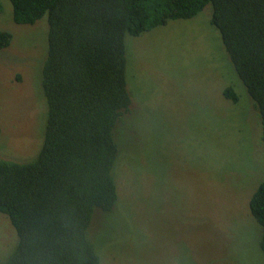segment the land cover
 <instances>
[{
    "label": "rangeland",
    "instance_id": "374dc122",
    "mask_svg": "<svg viewBox=\"0 0 264 264\" xmlns=\"http://www.w3.org/2000/svg\"><path fill=\"white\" fill-rule=\"evenodd\" d=\"M1 5L0 29L14 38L0 49V155L26 158L45 133L40 59L49 22L45 15L17 25L10 0ZM212 14L209 4L194 18L126 38L134 97L117 131L128 150L119 200L94 225L102 264H264L263 228L249 206L264 181L262 127ZM231 85L237 104L223 94ZM15 243L0 214V261Z\"/></svg>",
    "mask_w": 264,
    "mask_h": 264
},
{
    "label": "trees",
    "instance_id": "16d2710c",
    "mask_svg": "<svg viewBox=\"0 0 264 264\" xmlns=\"http://www.w3.org/2000/svg\"><path fill=\"white\" fill-rule=\"evenodd\" d=\"M10 2L17 25H34L48 16L39 94L46 120L33 155H0V214L16 234L0 264H102L105 247L95 242L101 231L95 223L113 214L119 200L116 176L128 150L117 131L131 114L134 97L128 87L127 36L194 18L212 4L211 24L259 114L264 147V0ZM13 38L0 29V49L9 48ZM223 94L240 102L234 85ZM132 152L138 155L135 147ZM249 206L263 228L264 252V181Z\"/></svg>",
    "mask_w": 264,
    "mask_h": 264
}]
</instances>
